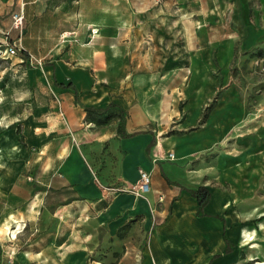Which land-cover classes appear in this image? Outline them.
<instances>
[{
  "label": "crops",
  "instance_id": "crops-1",
  "mask_svg": "<svg viewBox=\"0 0 264 264\" xmlns=\"http://www.w3.org/2000/svg\"><path fill=\"white\" fill-rule=\"evenodd\" d=\"M29 2L22 0L25 5ZM70 3L76 21L97 26L111 19L109 4ZM150 3L138 8L152 10ZM93 9L99 12L79 17L82 10ZM110 31V36L118 35V28ZM249 34L250 30L247 40ZM230 46L216 54L213 47L201 51L205 64L209 66L214 56L228 58ZM168 52L107 50L105 57L129 55L157 65L159 59L171 57ZM92 56L86 49L73 54L86 59L78 68L89 86L95 72ZM142 68L135 64L133 71L140 73ZM103 70L132 71L125 62L119 67L108 63ZM69 82L79 101H47L29 111L22 122L0 125L1 135L6 132L0 139V155H21L13 171L0 177V234L36 235L40 252L60 250L64 233L78 235L72 248L79 249V264H264V195L235 192L232 182L224 186L214 161L207 164L201 158L196 164L180 165L167 160L164 149L169 144L181 141L188 150L195 145L189 135L159 136L158 128L150 124L157 120L146 116L141 101H124L105 85L100 91L81 90L75 81ZM204 85L210 95L214 82L210 79ZM69 89L74 99L75 91ZM84 105L104 110L87 112ZM121 108L125 134L119 129ZM208 118L204 129L197 131L200 137L212 133ZM18 125L26 146L15 140ZM139 169L150 174L146 194L130 188ZM199 185L209 189L202 215H197V198L188 190ZM29 239L31 243L33 238ZM0 264L61 263L40 256L38 260L0 258Z\"/></svg>",
  "mask_w": 264,
  "mask_h": 264
},
{
  "label": "rangeland",
  "instance_id": "rangeland-1",
  "mask_svg": "<svg viewBox=\"0 0 264 264\" xmlns=\"http://www.w3.org/2000/svg\"><path fill=\"white\" fill-rule=\"evenodd\" d=\"M57 1L55 5L56 0H30L25 5L22 0H0L1 126L22 122L47 101H74L72 90L60 87V81H75L81 90L100 91L105 85L124 101H141L146 116L157 120L150 124L159 136L189 135L195 149L188 150L181 141L169 144L164 149L167 160L180 165H193L201 158L207 164L214 161L224 186L232 182L235 192L264 195V0H92L110 5V21L97 26L76 21L71 0ZM145 3L154 9L138 8ZM20 9L24 21L17 29L11 15ZM97 12L82 10L79 17ZM113 28H118L115 37L109 35ZM230 44L228 58L214 56L209 66L205 64L201 51L213 47L216 54ZM8 45L16 48L15 54L9 53ZM81 49L93 55L91 86L78 68L86 59L73 57ZM135 49L172 54L157 65L129 55L105 57L107 50ZM124 62L131 72L103 70L108 63L119 67ZM135 64L143 65V72H134ZM210 79L214 90L209 95L203 88ZM206 118L212 130L207 138L197 133ZM5 133L0 130V139ZM17 134L15 140L26 146L21 131ZM20 161L19 153L0 155V177ZM33 236L0 234V258L41 256L79 264V249L72 248L78 235L64 233L60 250L42 252Z\"/></svg>",
  "mask_w": 264,
  "mask_h": 264
},
{
  "label": "trees",
  "instance_id": "trees-1",
  "mask_svg": "<svg viewBox=\"0 0 264 264\" xmlns=\"http://www.w3.org/2000/svg\"><path fill=\"white\" fill-rule=\"evenodd\" d=\"M25 54V57L27 56V53H24ZM60 87H69V88H72L74 89L75 93H74V101H79L78 100V97H77V91L75 89V86L73 85L72 82H68L66 84L64 83H59L58 84ZM208 107H212V104L209 105ZM84 109L87 111V112H90V111H95V112H102L104 110V107H101V108H94L92 106H85L84 105ZM123 113V109L121 108L120 110V113H119V116H120V119H119V129L121 131V134H125L124 133V130H123V124H124V117L122 115ZM9 126H13L12 124L9 125ZM17 131L20 132L19 128L17 127ZM151 145L154 144V138L151 140ZM189 192L195 196L197 198V201H198V207H197V215H202L203 214V207L204 205L207 203L208 199H209V189L204 186V185H199L198 187H196L195 189H191L189 188L188 189ZM227 250H229L230 248V243L227 241Z\"/></svg>",
  "mask_w": 264,
  "mask_h": 264
},
{
  "label": "built area",
  "instance_id": "built-area-1",
  "mask_svg": "<svg viewBox=\"0 0 264 264\" xmlns=\"http://www.w3.org/2000/svg\"><path fill=\"white\" fill-rule=\"evenodd\" d=\"M11 18H12V26L14 28L21 29L24 21V15L22 10L20 9L12 13ZM7 50L9 51L10 54L16 53V48L13 47L12 45H8ZM130 188L132 190L139 192L140 194H146L150 189V174L143 169H139L138 180Z\"/></svg>",
  "mask_w": 264,
  "mask_h": 264
},
{
  "label": "bare ground",
  "instance_id": "bare-ground-1",
  "mask_svg": "<svg viewBox=\"0 0 264 264\" xmlns=\"http://www.w3.org/2000/svg\"><path fill=\"white\" fill-rule=\"evenodd\" d=\"M2 147H0V150H1Z\"/></svg>",
  "mask_w": 264,
  "mask_h": 264
}]
</instances>
